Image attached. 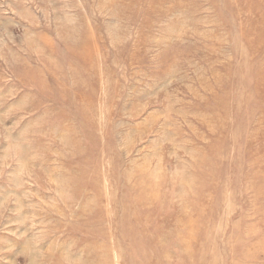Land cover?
Wrapping results in <instances>:
<instances>
[{
  "label": "rangeland",
  "instance_id": "1",
  "mask_svg": "<svg viewBox=\"0 0 264 264\" xmlns=\"http://www.w3.org/2000/svg\"><path fill=\"white\" fill-rule=\"evenodd\" d=\"M0 264H264V0H0Z\"/></svg>",
  "mask_w": 264,
  "mask_h": 264
}]
</instances>
